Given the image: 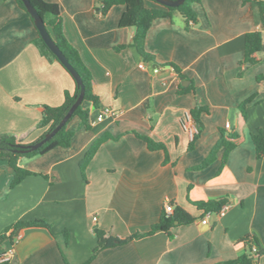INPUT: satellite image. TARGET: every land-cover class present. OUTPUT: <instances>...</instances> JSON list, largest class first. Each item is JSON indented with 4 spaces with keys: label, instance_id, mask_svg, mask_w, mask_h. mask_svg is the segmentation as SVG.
I'll use <instances>...</instances> for the list:
<instances>
[{
    "label": "crops",
    "instance_id": "1",
    "mask_svg": "<svg viewBox=\"0 0 264 264\" xmlns=\"http://www.w3.org/2000/svg\"><path fill=\"white\" fill-rule=\"evenodd\" d=\"M46 1L59 5L65 36L93 74L100 107L89 105L90 127L78 116L70 120L68 129L75 133L69 147L20 158L19 165L35 174L18 185L11 187L14 172L0 160V236L20 221L51 224L7 232L0 264H66L63 256L69 264H82L97 245L98 230L119 238L147 231L166 213L167 202L194 220L172 227V236L160 230L102 250L90 264H226L247 253L242 241L247 235L264 249V157H256L252 140L264 129V48L255 64L244 62L246 34L261 31L264 39L258 3L201 0L193 5L197 21L189 27L180 12L172 20H155L146 36V50L153 55L148 61L129 45L134 28L120 26L125 5L103 15L100 0ZM37 37L16 0H0V134L22 144L45 133L38 127L42 106L61 105L65 91L76 88L58 61L41 54ZM119 45L128 46L116 50ZM190 85L193 92L178 93ZM251 96L244 119L240 104ZM196 106L207 110L189 150ZM105 107L115 114L99 118ZM220 129L240 136L227 163L222 166L220 150L209 166L194 169L218 141ZM135 132L164 143L167 154L150 150ZM105 134L110 138L83 176L81 159ZM219 199L230 205L224 215L194 204ZM253 263L264 264V254Z\"/></svg>",
    "mask_w": 264,
    "mask_h": 264
},
{
    "label": "trees",
    "instance_id": "2",
    "mask_svg": "<svg viewBox=\"0 0 264 264\" xmlns=\"http://www.w3.org/2000/svg\"><path fill=\"white\" fill-rule=\"evenodd\" d=\"M157 6L150 7L146 4V0H100L101 2V13L105 15L113 6L115 5H125L126 11L121 17L120 26L121 27H132L134 28V36L132 42L129 44L136 48L140 55H142L146 60H153V55L146 50V36L148 30L150 29L152 23L158 19H173L176 12H180L184 15L186 19L187 27L191 24L196 23L197 13L195 12L193 5L195 3H201V0H186L183 4L178 7H168L157 3ZM246 1H256L260 8L261 21L264 26V1L263 0H246ZM20 8H22L30 16L31 20L34 22L33 17L28 12L23 0H16ZM33 7L42 16L44 23L50 32L53 40L63 52V54L68 59L69 63L80 75L83 85L85 87L84 99L81 105L75 110L72 117L69 119L66 125H64L49 141L43 144L36 150L29 152L20 151L22 145L20 140H18L13 135L0 134V160L6 161L7 164L12 168L14 172L13 180L11 182V187L18 185L27 176L35 174V172L26 169L19 165L18 161L22 157H33L37 155H43L57 147H69L72 143V138L74 136L75 130L68 129V123L72 118L78 116L81 120V125L90 127V107L97 109L100 107V99L94 93V77L88 66L84 63L79 51L68 41L64 33V23L61 14V9L58 4L51 3L46 0H30ZM35 25V23H34ZM36 27V26H35ZM37 29V27H36ZM38 31V29H37ZM34 43L39 48L42 55L46 56L51 60L58 61L73 77L76 88L73 93L65 91L64 101L61 105L42 106V116L38 123L39 128H44L45 133L36 141H39L43 136L54 129L58 123L67 114L69 109L75 103L77 97L80 94L81 88L78 86L76 79L71 74V72L65 67V65L55 56V54L47 46L43 38L38 31V37L34 40ZM128 45L116 46V50H121ZM264 48V39L261 31H251L245 36V57L244 62L250 64H255L257 62L256 54ZM176 70L180 73V68L175 65ZM195 90L194 85L187 87L180 86L178 88L179 94L193 92ZM255 96H251L240 104V111L244 119L247 118V107L254 100ZM207 109L203 106H196L191 110V116L195 121L198 133L193 136L192 141L189 144V150H192L196 140L199 138L200 133L204 127L201 119V115ZM136 136L146 142L147 147L150 150H163L167 154V148L164 143L157 142L148 135L135 132ZM110 138L109 134H105L98 138L88 149L84 157L80 161V170L85 176V170L96 154L97 150L100 148L102 143ZM252 140L256 150V157L261 159L264 157V129L258 128L257 131L252 134ZM35 141V142H36ZM240 136L236 132H226L224 129H220V137L208 156L198 165L193 168L196 170L204 169L213 163L218 158V153L223 150L222 154V166L227 163L230 152L239 144ZM228 203L226 199L219 200H209V201H199L194 203L199 209L205 212H219L222 207ZM194 220V217L183 208H175L171 214L165 212L162 213L160 220L153 224L147 231H137L126 238H119L113 236L103 230L97 231V245L93 250L91 257L82 264H90L97 255L107 248L125 244L134 239H140L146 236H151L157 231H164L170 236H172L171 228L180 224H187ZM23 226H41L48 229L51 228V224L44 220H34V221H20L16 223L13 227L8 228L0 236V242L7 237V232L13 233L18 228ZM69 241V233L65 232V242ZM242 241L247 247V253L238 259L227 262L226 264H254L255 256L260 257L264 254V249L261 247L257 238L252 235H247L243 237ZM64 257L65 263L69 264L66 257Z\"/></svg>",
    "mask_w": 264,
    "mask_h": 264
},
{
    "label": "water",
    "instance_id": "3",
    "mask_svg": "<svg viewBox=\"0 0 264 264\" xmlns=\"http://www.w3.org/2000/svg\"><path fill=\"white\" fill-rule=\"evenodd\" d=\"M157 3L168 6V7H178L181 4H183L186 0H154ZM23 2L26 5V8L28 12L31 14V16L34 19L35 26L37 27L41 37L47 44V46L50 48V50L55 54V56L65 65V67L71 72V74L74 76V78L77 81L78 86L81 88L80 94L77 97L75 103L72 105V107L69 109L67 114L63 117V119L58 123V125L52 129L51 131L47 132L42 139L39 141H36L34 143L30 144H24L22 145L20 151L22 152H29L36 150L37 148L41 147L43 144H45L47 141H49L55 134L64 126L67 124L69 119L74 114L75 110L81 105L84 99L85 94V87L83 85L82 79L78 72L73 68V66L69 63L66 56L63 54V52L60 50V48L57 46L55 41L53 40L50 32L48 31L44 20L42 16L37 12V10L33 7L30 0H23ZM100 3L97 5V9L99 10ZM184 86L186 85L185 82L182 83Z\"/></svg>",
    "mask_w": 264,
    "mask_h": 264
},
{
    "label": "built area",
    "instance_id": "4",
    "mask_svg": "<svg viewBox=\"0 0 264 264\" xmlns=\"http://www.w3.org/2000/svg\"><path fill=\"white\" fill-rule=\"evenodd\" d=\"M139 66H140V67H143V63H141ZM156 71H157V69H156ZM114 114H115V111H114L112 108H110V107H105V108H103V109L101 110V112H100V114H99V118H102V117L107 116V115H114ZM229 126H230V124L227 123V124H226V127H229ZM187 127H188V126H187ZM188 129L190 130V132H191V134H192L193 136H194L196 133H198V128H197V125H196L195 123L191 124V125L188 127ZM229 207H230L229 203H226L218 213H219L220 215H224L225 212H226V210H227ZM165 211H166V213H172V212L174 211V205H173L171 202H167L166 205H165ZM208 214H209V213H208ZM94 219L97 220V217H94ZM203 222L206 223V222H207V219H206V218L203 219ZM18 239H19V236H17L15 242H17ZM13 252H14V249H13V247H12V248L9 249L8 254H9V255H10V254H13ZM255 257H257V256H255Z\"/></svg>",
    "mask_w": 264,
    "mask_h": 264
}]
</instances>
